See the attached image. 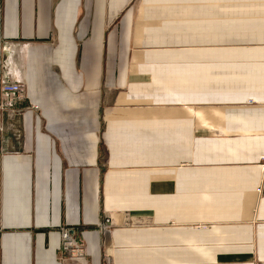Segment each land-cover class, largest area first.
<instances>
[{
  "label": "crops",
  "instance_id": "crops-1",
  "mask_svg": "<svg viewBox=\"0 0 264 264\" xmlns=\"http://www.w3.org/2000/svg\"><path fill=\"white\" fill-rule=\"evenodd\" d=\"M3 81L0 264H264V0H0Z\"/></svg>",
  "mask_w": 264,
  "mask_h": 264
},
{
  "label": "built area",
  "instance_id": "built-area-1",
  "mask_svg": "<svg viewBox=\"0 0 264 264\" xmlns=\"http://www.w3.org/2000/svg\"><path fill=\"white\" fill-rule=\"evenodd\" d=\"M1 95L3 105H10L14 102L26 103L24 106L33 109H39V105L33 102H26L27 95L25 93L24 84L20 81H3L1 85ZM128 220H126V223ZM111 216L105 215L98 223V228L102 232H106L113 226ZM131 223V222H128ZM61 257L67 264H88V253L85 241L77 234V229L72 225H63L60 227ZM107 264V263H105Z\"/></svg>",
  "mask_w": 264,
  "mask_h": 264
},
{
  "label": "rangeland",
  "instance_id": "rangeland-1",
  "mask_svg": "<svg viewBox=\"0 0 264 264\" xmlns=\"http://www.w3.org/2000/svg\"><path fill=\"white\" fill-rule=\"evenodd\" d=\"M61 233V232H60Z\"/></svg>",
  "mask_w": 264,
  "mask_h": 264
}]
</instances>
